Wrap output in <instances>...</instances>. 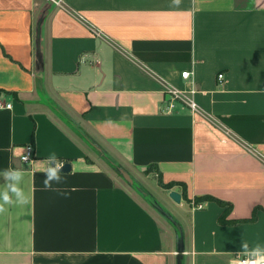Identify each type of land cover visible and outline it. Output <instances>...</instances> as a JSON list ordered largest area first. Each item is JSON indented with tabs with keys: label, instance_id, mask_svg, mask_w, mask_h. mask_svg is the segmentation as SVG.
<instances>
[{
	"label": "crops",
	"instance_id": "1",
	"mask_svg": "<svg viewBox=\"0 0 264 264\" xmlns=\"http://www.w3.org/2000/svg\"><path fill=\"white\" fill-rule=\"evenodd\" d=\"M171 86L197 110H168ZM0 103V169L29 197L0 212V264H233L264 243V0H0ZM102 159L171 183L167 223Z\"/></svg>",
	"mask_w": 264,
	"mask_h": 264
},
{
	"label": "clouds",
	"instance_id": "2",
	"mask_svg": "<svg viewBox=\"0 0 264 264\" xmlns=\"http://www.w3.org/2000/svg\"><path fill=\"white\" fill-rule=\"evenodd\" d=\"M173 2L179 4L180 0H173ZM24 159L27 160L28 157L24 155ZM47 161V166L40 170L44 174L43 187L44 189L56 190L55 185L64 180L61 169L65 161L58 157L55 152L47 157ZM0 177H3L2 184L4 185L0 188V212L4 210L5 205H26L29 203V197L22 187L23 169L17 167L0 169ZM233 264H264V243L257 242L252 246L246 242L242 243L241 249L237 253V259Z\"/></svg>",
	"mask_w": 264,
	"mask_h": 264
},
{
	"label": "rangeland",
	"instance_id": "3",
	"mask_svg": "<svg viewBox=\"0 0 264 264\" xmlns=\"http://www.w3.org/2000/svg\"><path fill=\"white\" fill-rule=\"evenodd\" d=\"M101 163L113 171L117 175V180L128 186V188L136 196L141 198L145 204H148L151 208L155 206V211L159 214V218L162 219V222L167 223L165 217H167L166 215L168 213H171L170 205L173 201L169 199L167 188L163 187L158 176L142 172L139 174L131 172V174L127 170L115 168L114 164L108 162L106 159H102ZM186 263L187 261L184 260L181 262V264Z\"/></svg>",
	"mask_w": 264,
	"mask_h": 264
},
{
	"label": "built area",
	"instance_id": "4",
	"mask_svg": "<svg viewBox=\"0 0 264 264\" xmlns=\"http://www.w3.org/2000/svg\"><path fill=\"white\" fill-rule=\"evenodd\" d=\"M50 1H52L55 4H58L60 2V0H50ZM189 76H190V71L189 70H184V71L181 72V77L182 78L186 79V78H189ZM217 76H218L219 79H221L223 74L220 73ZM164 92H165V94L167 96V99H166L167 100V104H166V106H167L168 110H171L173 108L174 102L177 101V100L181 101L183 103H186V105L192 111L197 110L198 105H197L196 101L193 98V94L195 92V89L193 87L190 88V90H188V91H184V90H182L180 88L171 86V87H166ZM0 106H1V103H0ZM5 106L9 107L10 104L7 103V104H5ZM24 155H26L28 157V159L32 157V155H33V147L31 145H27L25 147L23 154L20 156V159L22 161H26L24 159ZM236 259H237V254L234 256L233 262Z\"/></svg>",
	"mask_w": 264,
	"mask_h": 264
},
{
	"label": "water",
	"instance_id": "5",
	"mask_svg": "<svg viewBox=\"0 0 264 264\" xmlns=\"http://www.w3.org/2000/svg\"><path fill=\"white\" fill-rule=\"evenodd\" d=\"M71 168V165L68 162H65L63 165V168L61 169V171H69ZM125 175V174H124ZM126 176V175H125ZM129 178V177H128ZM169 196L172 200H174L175 202H179L181 199V195L178 191L176 190H170L169 191Z\"/></svg>",
	"mask_w": 264,
	"mask_h": 264
},
{
	"label": "trees",
	"instance_id": "6",
	"mask_svg": "<svg viewBox=\"0 0 264 264\" xmlns=\"http://www.w3.org/2000/svg\"><path fill=\"white\" fill-rule=\"evenodd\" d=\"M158 178H159V180H161L160 177H158ZM161 183H162L163 187H165V188H170L172 186L171 183H164L162 180H161Z\"/></svg>",
	"mask_w": 264,
	"mask_h": 264
}]
</instances>
